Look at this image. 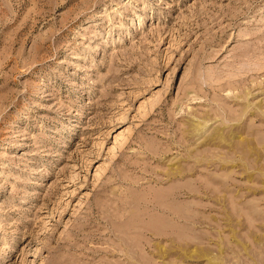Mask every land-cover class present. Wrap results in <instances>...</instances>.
Instances as JSON below:
<instances>
[{
	"label": "rangeland",
	"instance_id": "374dc122",
	"mask_svg": "<svg viewBox=\"0 0 264 264\" xmlns=\"http://www.w3.org/2000/svg\"><path fill=\"white\" fill-rule=\"evenodd\" d=\"M0 264H264V0H0Z\"/></svg>",
	"mask_w": 264,
	"mask_h": 264
},
{
	"label": "bare ground",
	"instance_id": "6f19581e",
	"mask_svg": "<svg viewBox=\"0 0 264 264\" xmlns=\"http://www.w3.org/2000/svg\"><path fill=\"white\" fill-rule=\"evenodd\" d=\"M225 117H226V116H225ZM196 122H197V121H196ZM226 122H227V120L224 121L225 124H226ZM201 123H202V125H203V122H201ZM192 124H193V123H192ZM229 124H230V123H229ZM189 125H190V124H189ZM194 125L197 126V123L194 124ZM202 125H201V126H202ZM227 126H229V125H227ZM190 127H191V126H190ZM192 127H193V126H192ZM204 127H205V126H204ZM194 128H195V127H194ZM196 128H197V127H196ZM191 130H192V129H191ZM191 130H190V131H191ZM194 130H196V129H194ZM230 130H231V129H230ZM199 131H201L200 128H199ZM193 132H194V131H193ZM197 132H198V129H197ZM230 132H231V131H230ZM198 133H199V132H198ZM231 134H232V133H231ZM231 134H230V135H231ZM221 135H223V134H221ZM209 138H210V137H209ZM253 146H254V145H253ZM261 146H262V145H261ZM241 148H242V147H241ZM245 156H246V155H245ZM220 162H221V161H220ZM172 193H173V192H172ZM174 193H175V192H174ZM172 196H173V195H172ZM174 196H176V195H174ZM176 197H178V196H176ZM171 199H172V198H171ZM172 200H173V199H172ZM190 204H191V203H190ZM187 207H188V206H187ZM191 208H192V207H191ZM191 208H190V209H191ZM192 209H193V208H192ZM190 217H191V216H190ZM144 243H146V242H144ZM212 261H213V260H212Z\"/></svg>",
	"mask_w": 264,
	"mask_h": 264
}]
</instances>
